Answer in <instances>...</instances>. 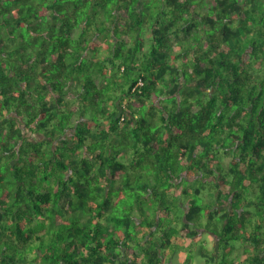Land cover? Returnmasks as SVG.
<instances>
[{"label":"trees","instance_id":"1","mask_svg":"<svg viewBox=\"0 0 264 264\" xmlns=\"http://www.w3.org/2000/svg\"><path fill=\"white\" fill-rule=\"evenodd\" d=\"M202 233L264 264V1L0 0V264H173Z\"/></svg>","mask_w":264,"mask_h":264},{"label":"rangeland","instance_id":"2","mask_svg":"<svg viewBox=\"0 0 264 264\" xmlns=\"http://www.w3.org/2000/svg\"><path fill=\"white\" fill-rule=\"evenodd\" d=\"M205 9H206V6L202 9V11H204ZM150 27H151V22L150 21H147L146 23L144 22V24L140 27V30H139V34H140V37L141 38H143V33L144 32L149 31V33H150ZM146 37H148V36L146 35ZM146 41H147V38H146ZM144 48H145V46H144ZM101 81H102V78H97L96 79V84L99 86L101 84ZM228 162H229V158L228 157H225L222 160V165H223V168L224 169L227 167ZM200 238L206 240L208 238V236L205 233H202ZM208 244H210V241L207 239V244H206V242H204L203 243V246H201V247L197 246L195 248V250L193 249L194 250L193 251L194 252L193 255H192L189 247H187V246H185L184 248H182V246H184V245H181V248L179 247V249L177 247H175L174 248V251H176V249H178L176 251L175 258L173 259V256H171V259L170 260L171 261L173 260V264H185V260L186 259H188V261H189L186 264H208L203 259L202 252H201V251H203L204 248L207 251ZM218 251L220 252V249H218ZM166 255H167V257L170 256L167 253L164 256H166ZM171 255H173V254H171Z\"/></svg>","mask_w":264,"mask_h":264},{"label":"built area","instance_id":"3","mask_svg":"<svg viewBox=\"0 0 264 264\" xmlns=\"http://www.w3.org/2000/svg\"><path fill=\"white\" fill-rule=\"evenodd\" d=\"M142 85V82L139 80L138 82H137V84L135 85V87H137V86H141ZM135 87L133 88V90L135 89Z\"/></svg>","mask_w":264,"mask_h":264}]
</instances>
